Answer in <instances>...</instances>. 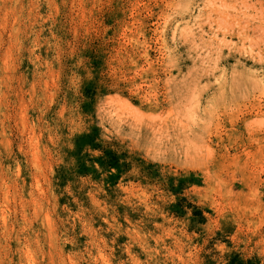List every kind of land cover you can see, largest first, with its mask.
Here are the masks:
<instances>
[{
  "label": "rangeland",
  "instance_id": "1",
  "mask_svg": "<svg viewBox=\"0 0 264 264\" xmlns=\"http://www.w3.org/2000/svg\"><path fill=\"white\" fill-rule=\"evenodd\" d=\"M0 178V264H264V0H0Z\"/></svg>",
  "mask_w": 264,
  "mask_h": 264
},
{
  "label": "bare ground",
  "instance_id": "2",
  "mask_svg": "<svg viewBox=\"0 0 264 264\" xmlns=\"http://www.w3.org/2000/svg\"><path fill=\"white\" fill-rule=\"evenodd\" d=\"M17 29H14V32L15 33H17ZM9 53V52H8ZM4 133V132H3ZM32 140V139H31ZM3 187H5V184H4V180L2 179V178H0V188H3ZM4 189V188H3ZM6 190V189H5ZM8 191V190H7ZM7 193H9V191L8 192H5L4 191V193L2 194L3 195V197L4 196H9V194H7ZM7 194V195H6ZM6 198H8V197H5L4 199H6ZM7 204H8V200H4ZM1 213V212H0ZM6 225V224H5ZM50 225V224H49Z\"/></svg>",
  "mask_w": 264,
  "mask_h": 264
}]
</instances>
